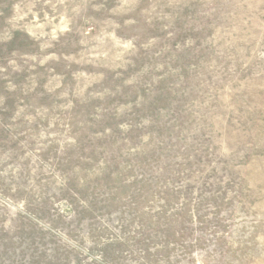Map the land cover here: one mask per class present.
<instances>
[{
    "label": "rangeland",
    "instance_id": "1",
    "mask_svg": "<svg viewBox=\"0 0 264 264\" xmlns=\"http://www.w3.org/2000/svg\"><path fill=\"white\" fill-rule=\"evenodd\" d=\"M0 264H264V0H0Z\"/></svg>",
    "mask_w": 264,
    "mask_h": 264
}]
</instances>
